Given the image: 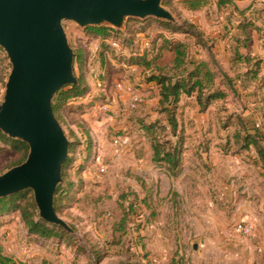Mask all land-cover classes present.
Wrapping results in <instances>:
<instances>
[{
    "label": "rangeland",
    "instance_id": "obj_1",
    "mask_svg": "<svg viewBox=\"0 0 264 264\" xmlns=\"http://www.w3.org/2000/svg\"><path fill=\"white\" fill-rule=\"evenodd\" d=\"M164 6L180 24L200 23L194 25L201 39L168 31L163 19L127 17L123 29H117L126 44L118 48L110 37L101 39L88 30L95 26L63 20L71 46L83 52V71L76 60L74 69L87 85L86 93L65 106L60 121L74 150L61 183H72L71 194L57 213L72 231L61 228L76 237L69 244L46 243L28 233L17 211H9L0 215V248L11 264H264V160L259 151H264V41L256 34L247 44L262 61L253 77L245 72L252 63L232 59L236 45L244 42L243 21L236 24L239 41L236 34L223 35L221 47L231 53H213L209 65L215 87L227 95L205 108L195 94L182 95L175 132L159 103L160 87L149 79L152 73H173L174 53L164 50L153 57L163 38L170 37L184 40L191 57L204 59L200 55L214 45L207 30L218 31L223 9L206 5L190 11L181 0ZM250 26L258 34L264 27ZM240 49L245 53L244 46ZM133 51L155 60L150 67L130 65L126 61ZM11 68L0 45V103ZM152 122L158 124L155 135L167 141L165 147L180 151L174 169L153 159L155 135L143 127ZM246 132L260 136L259 146H247ZM118 137L119 147L114 143ZM22 157L21 149L0 139V175ZM30 190L24 197L35 202ZM238 223H248L251 234L239 231ZM94 243L96 251H104L100 259L88 256Z\"/></svg>",
    "mask_w": 264,
    "mask_h": 264
},
{
    "label": "water",
    "instance_id": "obj_2",
    "mask_svg": "<svg viewBox=\"0 0 264 264\" xmlns=\"http://www.w3.org/2000/svg\"><path fill=\"white\" fill-rule=\"evenodd\" d=\"M127 17L177 21L163 0H0V45L12 63L0 103V130L29 146L26 159L0 175V198L32 189L40 218L68 231L72 227L58 215L55 196L71 139L53 101L61 88L80 81L63 20L123 29Z\"/></svg>",
    "mask_w": 264,
    "mask_h": 264
},
{
    "label": "trees",
    "instance_id": "obj_3",
    "mask_svg": "<svg viewBox=\"0 0 264 264\" xmlns=\"http://www.w3.org/2000/svg\"><path fill=\"white\" fill-rule=\"evenodd\" d=\"M172 0H164V5H169ZM183 5L190 11H198L202 7H205L208 3V0H181ZM162 24L165 25L168 31L172 33H183L185 35H191L198 39H201L202 32L198 31L197 26L194 25L193 22L184 21L182 24L178 22H169L164 20H159ZM249 22V23H248ZM242 22L244 29L252 25L251 21ZM88 30L94 32L101 39L111 38V40L117 41L119 45L125 47V40L122 39V32L107 26L100 25L95 27H89ZM244 30V42L238 43L234 50V61H245L247 64L252 65L247 68L246 75H252L256 77L258 75L261 59L255 58L251 54L243 53L240 49V45L247 47L248 41L250 40V36L248 33H245ZM241 36V35H239ZM239 36H235V38L239 41ZM235 39V40H236ZM236 40V42H237ZM134 45V44H133ZM213 45H211L212 48ZM115 49V48H114ZM171 51L174 53L173 57V73H152L149 77L150 80H155L158 86L160 87V100L159 103L162 106V111L166 113L169 125L176 132L177 130V118L175 115V108L178 106V103L181 100L182 95L192 96L196 95L197 103L202 107H207L213 100L225 98L227 93L216 86V77L214 71L211 69L209 65V61L203 59H196L190 56L189 47L184 40L174 39L170 37H164L163 42L158 48V53L153 57L155 59L159 58L162 55L163 51ZM134 55L130 56L127 59V63L130 65H145L150 67L155 59H149L145 54L137 53V51H133ZM75 64H77L81 71L84 68V58L83 52L80 49L76 50ZM155 64V62H154ZM153 64V65H154ZM254 66V67H253ZM69 87V88H68ZM87 85L81 79L79 85L75 86H66L61 88L55 96L53 101V109L56 116L60 121H63V109L69 103L71 99H76L82 94L86 93ZM158 124L156 122H152L149 124H144L143 127L146 132L155 135ZM259 134V133H258ZM152 139V148H153V159L155 161H160L166 163L169 167L174 169L178 166L179 161L177 157V151H171L172 149L165 147L167 141H161L157 135H155ZM0 139H5L11 142L13 145L17 146V148L21 149L23 157L19 161L22 162L27 154L28 145L25 142L13 140L4 135L0 131ZM245 140L247 141V146L254 143L259 146L260 136L252 135L251 133H247L245 135ZM91 141L89 142V144ZM74 145V144H73ZM73 145L71 146L70 152H72ZM177 146V145H176ZM175 146V148H176ZM87 147H91V145H87ZM262 153L264 160V151L262 149L259 150ZM70 161V157L65 161L63 165V176L66 178L67 176V168ZM70 185L66 180L64 184H61L56 192L55 196V208L58 213H60L63 201L66 200L68 196L71 194ZM30 189H26L21 192H17L15 194L0 198V215L5 214L9 211H17L22 218V222L24 223L28 233L33 236H38L42 240L46 241V243H54V244H69V242L75 238V235H72L66 232L63 228L58 225L48 223L47 221L41 219L39 217V213L37 212V206L34 202V199H26L24 196L30 193ZM126 217V215H124ZM124 220V217L121 221ZM95 244L90 245L91 250L88 251V256L90 257L92 254L94 256H98L100 259L101 256H104V251L99 253L95 250ZM81 245V244H80ZM132 256V254H131ZM13 260L11 257L5 255L0 248V264H11ZM121 264H134L132 261H123ZM170 264H182L179 261L172 260Z\"/></svg>",
    "mask_w": 264,
    "mask_h": 264
},
{
    "label": "crops",
    "instance_id": "obj_4",
    "mask_svg": "<svg viewBox=\"0 0 264 264\" xmlns=\"http://www.w3.org/2000/svg\"><path fill=\"white\" fill-rule=\"evenodd\" d=\"M209 5L212 7H216L217 10L223 9V11H221L219 16H217V17H220V19L222 20V23L217 29L218 30L217 32L215 30L208 31L206 29L207 35H209L211 38L214 37V40L212 42L214 45L212 46L211 48L212 51H210L209 54L206 53L205 55H202V56L200 55V57L202 58L204 57L203 60L209 61V58L212 57L213 53L218 52L219 55L223 53L226 56H228L231 53V50H228L226 47H221L222 38L224 34H225V37H229V38L232 37L234 34H236L235 35L236 37L239 36L240 33H238L237 31L238 25L236 24H238L240 21H243V22L251 21L252 23H254V26H256V28L259 29V31H260V26H264V1L254 2L252 0H208L207 6ZM201 13H203V11ZM194 24L199 25L200 23L195 22ZM256 32L257 31L254 30L252 26H250L246 28L245 33H248L250 37L253 39L255 38V35L257 34L256 36H258V38L260 37L259 41L263 43L264 27L261 28V32L259 34ZM248 47L249 46L244 48L246 50L244 52L246 54H251L252 56H256L254 55V53H252L251 49L250 50L248 49ZM229 64H230V61H229Z\"/></svg>",
    "mask_w": 264,
    "mask_h": 264
},
{
    "label": "built area",
    "instance_id": "obj_5",
    "mask_svg": "<svg viewBox=\"0 0 264 264\" xmlns=\"http://www.w3.org/2000/svg\"><path fill=\"white\" fill-rule=\"evenodd\" d=\"M252 1H254V2H263L264 0H252ZM110 43H111V45H112L113 47H118V48H120V45H119V43H118L117 41L111 40ZM118 87H119L120 89H123V90H124V88H125L124 85H122V84H119ZM127 90H131V88H127ZM135 100H137V98H135ZM114 143H115V145H116L117 147H119L120 145H122V143H121L119 137H118V138H115ZM96 159H97V161H99V155H97ZM100 169H101V171H105V168H104L103 165H101ZM237 229H238L239 231L244 232V233L247 234V235H250L251 232H252V228H251V226H250L248 223H238V225H237Z\"/></svg>",
    "mask_w": 264,
    "mask_h": 264
}]
</instances>
